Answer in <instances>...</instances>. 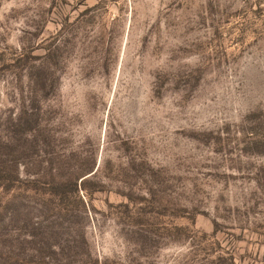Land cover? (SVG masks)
I'll return each instance as SVG.
<instances>
[{"label": "rangeland", "instance_id": "rangeland-1", "mask_svg": "<svg viewBox=\"0 0 264 264\" xmlns=\"http://www.w3.org/2000/svg\"><path fill=\"white\" fill-rule=\"evenodd\" d=\"M0 264H264V0H0Z\"/></svg>", "mask_w": 264, "mask_h": 264}]
</instances>
